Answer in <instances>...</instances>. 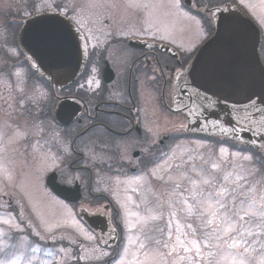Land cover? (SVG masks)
Instances as JSON below:
<instances>
[{"label": "rangeland", "instance_id": "1", "mask_svg": "<svg viewBox=\"0 0 264 264\" xmlns=\"http://www.w3.org/2000/svg\"><path fill=\"white\" fill-rule=\"evenodd\" d=\"M10 1L0 0V7ZM235 1L256 23L264 39V0ZM111 2L121 8L137 11L140 15L134 26L129 24L128 29L132 27L134 33L149 36L156 26L157 31L163 30L188 51L193 50L203 39L201 25L181 8L179 0H36L32 7L35 10L54 9L61 3L62 11L83 22L92 21L97 16L96 12L103 11L104 5ZM176 4L179 6L176 7ZM262 58L264 62V50ZM21 60L20 54L10 43V37L3 34L0 28V261L16 259L18 264H66L75 258L87 264L102 261L108 251L98 247L95 235L44 186V173L51 166L43 164L44 161L48 162V155L40 151L39 139L43 127L39 115L48 105L49 97L44 84L28 76ZM22 96H26V101L33 107L29 109L30 115L20 118L19 111L26 103ZM36 108H39L37 112ZM215 143L210 139L182 138L172 142L166 157L152 166L146 177L140 175L118 180L112 197L120 210L118 220L123 228V240L119 257L111 264H172L178 255H187L180 249L178 254L165 255L161 260L157 249L161 253H167L168 249L162 248L156 241L168 240L169 223L173 233L169 243L175 241L178 223L183 232H189L188 223L196 227L198 222L195 218H186V212L177 211L175 219L169 216L172 210L169 208L170 203L174 208L185 207L177 203L185 198L190 204L193 203L190 180L203 186L202 179L214 177V186L223 185L229 191L237 185L243 186L237 189L238 193L244 195H239L236 203L239 205L241 200L245 201V209L253 197L259 201L260 195L264 193V177L257 175L252 159H243L245 155L251 154L231 149L224 143ZM213 165L217 167L213 168ZM229 173V179L224 180V176ZM237 175L244 179L236 184L231 183ZM177 183L180 187L174 194L173 188ZM203 187L207 189V186ZM234 195L227 199L231 201ZM9 205L14 208L9 210ZM161 212L163 219H151ZM4 221H8V224ZM25 227L32 238L43 243V250L35 245L30 246L29 235H22ZM252 227L253 231L257 230L254 225ZM159 229H163V232ZM254 238L248 237L251 247L257 250L250 251V264H255L261 243L264 242L258 240L252 244ZM58 241L67 245L65 251ZM52 243L57 244L54 247ZM72 249H75V256L70 253ZM179 264H189V261L181 260ZM201 264L205 262L202 260Z\"/></svg>", "mask_w": 264, "mask_h": 264}, {"label": "flooded vegetation", "instance_id": "2", "mask_svg": "<svg viewBox=\"0 0 264 264\" xmlns=\"http://www.w3.org/2000/svg\"><path fill=\"white\" fill-rule=\"evenodd\" d=\"M225 1L193 0V7L201 13ZM96 13L92 21L75 22L87 41L86 67L72 87L48 91L40 141L48 155L43 164L51 166L44 181L53 175L72 201L55 197L72 213L106 214L116 224L118 180L149 174L171 150V85L189 53L156 26L149 36L128 29L138 22L137 11L111 2ZM58 104L61 124L54 120Z\"/></svg>", "mask_w": 264, "mask_h": 264}, {"label": "water", "instance_id": "3", "mask_svg": "<svg viewBox=\"0 0 264 264\" xmlns=\"http://www.w3.org/2000/svg\"><path fill=\"white\" fill-rule=\"evenodd\" d=\"M182 3L189 7L192 0ZM211 14L213 34L174 75L168 110L183 115L188 133L258 147L264 142L260 32L231 2L212 8ZM21 22L17 46L34 72L52 89L76 80L87 52L84 37L71 20L57 11L44 10ZM47 183L52 191L63 195L64 190L54 181L48 179ZM81 217L100 233L103 246L114 243L106 239L111 236L107 222L97 225L87 213Z\"/></svg>", "mask_w": 264, "mask_h": 264}, {"label": "snow or ice", "instance_id": "4", "mask_svg": "<svg viewBox=\"0 0 264 264\" xmlns=\"http://www.w3.org/2000/svg\"><path fill=\"white\" fill-rule=\"evenodd\" d=\"M175 6L178 7L179 5L176 4ZM243 159L251 160L252 157L245 155ZM216 167V165H213V168ZM200 171L203 172V169ZM197 174L200 175V173ZM230 175L231 173L225 175L224 180L227 181ZM183 176L182 173L181 178ZM214 179L212 177L211 179L201 180V185L207 186V189L197 185L196 181L190 180L192 184L190 195L193 203L190 204L188 199L185 198L177 201L185 207L174 208L171 203L169 204V208L172 209L169 216L172 219H175L177 211L186 212V218H195L198 223L195 228L192 223H188L189 232H183L182 226L178 223L174 243H169L173 236L171 223H169L167 225L169 229L167 233L168 240L156 241L158 245H162V248L168 249L167 253H161L157 249L161 260L165 255L178 254L179 250L182 249L187 255H178L177 259L172 261V264H179L181 260H188L189 264H201L202 260L205 264H250L249 253L257 250L251 247L248 237H255L252 244L257 243L258 240H264V193L260 195L259 201L253 197L245 209L243 208L245 201L241 200L239 205L236 203L237 197L244 195L242 192L238 193L237 189L243 186L237 185L229 191L226 186H214ZM243 179V176L237 175L236 180L231 183L236 184ZM179 187L180 184L177 183L173 188L174 194H176ZM185 191H188V189H185ZM249 191H254V189H249ZM232 194L236 195L230 201L227 197ZM241 211H243V215H241ZM151 219H163V213L152 216ZM4 223L8 224V221H4ZM253 225L257 229L256 231H253ZM159 231L163 232V229H159ZM197 231L200 233L199 238L197 237ZM212 249L216 251L213 252ZM33 251H39V249H33ZM216 257H219V259H216ZM0 264H18V261L10 259L0 261ZM255 264H264V242L261 243V251L258 252Z\"/></svg>", "mask_w": 264, "mask_h": 264}, {"label": "trees", "instance_id": "5", "mask_svg": "<svg viewBox=\"0 0 264 264\" xmlns=\"http://www.w3.org/2000/svg\"><path fill=\"white\" fill-rule=\"evenodd\" d=\"M35 3L36 0H11L6 6L0 7V28L3 30V34L10 37V43L14 47L16 45V31L21 20L33 12L34 8L32 5ZM256 159L258 168L261 172L264 171V155L259 153Z\"/></svg>", "mask_w": 264, "mask_h": 264}, {"label": "bare ground", "instance_id": "6", "mask_svg": "<svg viewBox=\"0 0 264 264\" xmlns=\"http://www.w3.org/2000/svg\"><path fill=\"white\" fill-rule=\"evenodd\" d=\"M172 88V87H171ZM170 102H171V98H170ZM168 106H170V103H169V105Z\"/></svg>", "mask_w": 264, "mask_h": 264}]
</instances>
